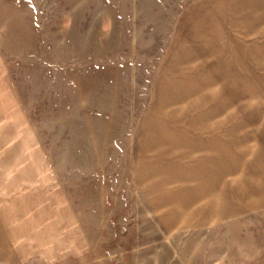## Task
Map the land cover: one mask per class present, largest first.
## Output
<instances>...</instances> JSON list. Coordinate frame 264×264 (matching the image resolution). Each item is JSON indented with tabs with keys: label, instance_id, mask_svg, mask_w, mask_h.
I'll return each instance as SVG.
<instances>
[{
	"label": "rangeland",
	"instance_id": "1",
	"mask_svg": "<svg viewBox=\"0 0 264 264\" xmlns=\"http://www.w3.org/2000/svg\"><path fill=\"white\" fill-rule=\"evenodd\" d=\"M0 160V264H264V0H0Z\"/></svg>",
	"mask_w": 264,
	"mask_h": 264
},
{
	"label": "crops",
	"instance_id": "2",
	"mask_svg": "<svg viewBox=\"0 0 264 264\" xmlns=\"http://www.w3.org/2000/svg\"><path fill=\"white\" fill-rule=\"evenodd\" d=\"M17 167L20 166L23 168L24 171H27L28 168L34 167V163H29V162H13V161H2L0 160V169H10L12 167ZM1 179V177H0ZM51 239V238H50ZM60 240V237L58 238L57 236L53 237L54 242H58L57 240ZM120 248L114 249V251H107L105 249H102L98 251L97 255L95 257L91 258V260L83 262L81 260V264H120L121 260H124L123 258H118L117 251H119ZM60 253H53V262L56 264L58 261V257L61 258L59 255ZM124 264V263H122Z\"/></svg>",
	"mask_w": 264,
	"mask_h": 264
},
{
	"label": "bare ground",
	"instance_id": "3",
	"mask_svg": "<svg viewBox=\"0 0 264 264\" xmlns=\"http://www.w3.org/2000/svg\"><path fill=\"white\" fill-rule=\"evenodd\" d=\"M13 129V128H12ZM14 132V131H13ZM16 135V134H15ZM18 135V134H17ZM20 142V141H19ZM24 153V152H23Z\"/></svg>",
	"mask_w": 264,
	"mask_h": 264
}]
</instances>
